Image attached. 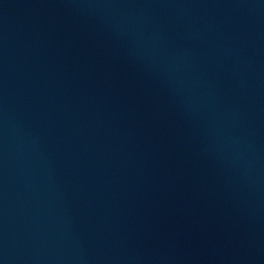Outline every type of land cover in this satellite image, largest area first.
I'll list each match as a JSON object with an SVG mask.
<instances>
[{"label":"water","instance_id":"1","mask_svg":"<svg viewBox=\"0 0 264 264\" xmlns=\"http://www.w3.org/2000/svg\"><path fill=\"white\" fill-rule=\"evenodd\" d=\"M0 264H264V0H0Z\"/></svg>","mask_w":264,"mask_h":264}]
</instances>
